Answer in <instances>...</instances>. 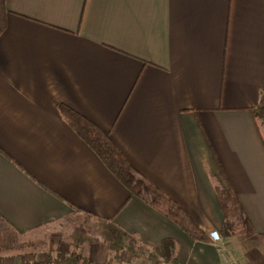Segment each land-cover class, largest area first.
Instances as JSON below:
<instances>
[{
	"label": "crops",
	"instance_id": "obj_1",
	"mask_svg": "<svg viewBox=\"0 0 264 264\" xmlns=\"http://www.w3.org/2000/svg\"><path fill=\"white\" fill-rule=\"evenodd\" d=\"M6 10L2 228L42 233L55 254L71 247L60 230L68 241L93 215L146 247L173 239L171 264H226L221 251L236 264H264V144L249 112L264 98V0H6ZM59 104L106 132L136 173L208 237L217 230L224 249L210 237L192 239L133 196ZM217 186L233 190L248 217L231 239ZM78 254L117 264L102 242L85 243ZM129 257L123 252L121 264Z\"/></svg>",
	"mask_w": 264,
	"mask_h": 264
},
{
	"label": "trees",
	"instance_id": "obj_2",
	"mask_svg": "<svg viewBox=\"0 0 264 264\" xmlns=\"http://www.w3.org/2000/svg\"><path fill=\"white\" fill-rule=\"evenodd\" d=\"M6 16V0H0V34L6 27ZM58 108L65 121L133 196L146 201L192 239L203 242L209 240L208 235L191 220L181 206L136 173L109 135L98 125L65 104H59ZM249 112L264 144V98H261L257 105L249 108ZM215 190L223 213V234L225 238L231 239L245 231L248 217L233 190L220 186H217ZM97 242H102L109 247L112 260L117 264H121L123 252L130 253L134 259H146L148 264H171L174 259L175 241L173 239H164L159 248L146 247L139 244L134 236L120 228L112 219L86 215L83 221L72 229L71 247L68 251L46 253L42 263L30 260L22 264H77L79 260L81 264H87L89 260L80 256L78 251L85 243Z\"/></svg>",
	"mask_w": 264,
	"mask_h": 264
},
{
	"label": "rangeland",
	"instance_id": "obj_3",
	"mask_svg": "<svg viewBox=\"0 0 264 264\" xmlns=\"http://www.w3.org/2000/svg\"><path fill=\"white\" fill-rule=\"evenodd\" d=\"M60 231L61 233L59 232V234H63L62 241L70 243V239L67 241V230ZM47 252V239L43 237L42 233L22 237L14 234L4 225L3 228L0 225V258H2L3 261L8 263L13 262V264H21L25 261L36 260L42 263L44 261V255ZM129 258L131 264H148L146 259H144L145 262L138 263L135 261L136 259H132V257Z\"/></svg>",
	"mask_w": 264,
	"mask_h": 264
},
{
	"label": "built area",
	"instance_id": "obj_4",
	"mask_svg": "<svg viewBox=\"0 0 264 264\" xmlns=\"http://www.w3.org/2000/svg\"><path fill=\"white\" fill-rule=\"evenodd\" d=\"M209 237L213 242H215L221 250L225 247V241L223 236L217 231V230H211L209 232ZM221 258L226 264H236L234 261L230 260L228 256L225 254L224 251H221ZM77 264H81V261L79 260ZM87 264H96L92 261H89ZM107 264H115V263H107Z\"/></svg>",
	"mask_w": 264,
	"mask_h": 264
}]
</instances>
